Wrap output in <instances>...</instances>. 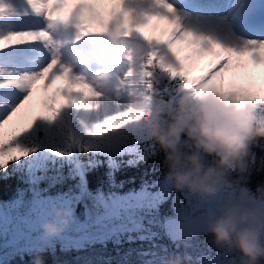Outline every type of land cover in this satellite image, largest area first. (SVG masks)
I'll use <instances>...</instances> for the list:
<instances>
[{
  "label": "snow or ice",
  "instance_id": "1",
  "mask_svg": "<svg viewBox=\"0 0 264 264\" xmlns=\"http://www.w3.org/2000/svg\"><path fill=\"white\" fill-rule=\"evenodd\" d=\"M150 17L166 22L161 36H149L140 30ZM193 19L199 22L201 17ZM244 22L252 26L249 17ZM113 28L133 43L126 56L127 68L123 72L106 69L107 77L101 84L81 70L93 60L77 45ZM186 51L188 54H182ZM203 54L213 56L207 72L189 79L194 58ZM245 55L255 63L264 61V38L241 36L238 43H227L186 27L170 0H115L107 16L97 12L93 0H0V130L25 108L38 81H45L44 89L58 78L67 82L44 102L27 126L7 142L0 140V170H7L33 151L20 138L30 131L42 132L37 121L51 123L64 114L75 116L90 137L111 133L126 134L133 140L143 138L140 121L154 94L162 90L173 98L189 90L198 96L216 93L225 102L264 107V95L226 83L227 73L240 67V58ZM76 84L80 87H73ZM224 87L231 90L222 91ZM57 95L66 102L58 104ZM116 119L123 120L126 127L119 131L108 128ZM151 144L146 138L143 144L128 147L127 151L144 159ZM139 147L145 152H139ZM228 252H218L212 264H232L227 260Z\"/></svg>",
  "mask_w": 264,
  "mask_h": 264
},
{
  "label": "trees",
  "instance_id": "2",
  "mask_svg": "<svg viewBox=\"0 0 264 264\" xmlns=\"http://www.w3.org/2000/svg\"><path fill=\"white\" fill-rule=\"evenodd\" d=\"M154 96L158 106H168L169 95L166 90ZM37 125L43 130L42 124ZM80 129L73 122L72 127L65 130L64 141L47 144L43 148L41 145L46 138V141L53 140L45 135L44 130L31 135L25 133L20 140L29 142L22 141L33 151L28 156H22L19 163L10 164L7 170H0V205L17 197L15 190L21 187L26 188L31 199L47 193L55 198L63 194L69 197V201L76 199L77 204L84 203L86 206L83 212L75 210L76 219H71L69 226L61 233L45 234L43 226L29 232L35 233L31 239L39 233L48 237L34 239L40 240L35 245L28 244L29 234L28 237L21 235L15 243L12 239H0V264H37V261H42V264H167L177 253L182 258L181 264H204L207 259L212 264L217 250H229L217 246L210 233H192L184 239L181 236L168 239L163 225L159 227L156 216L162 217L164 224L167 218L164 212L172 210L175 197L182 189H175L172 181L166 177L169 169L165 164V150L146 135L144 128L143 138L137 136L134 140H128L124 148L113 146L109 150H91L96 141L89 140ZM4 132L3 137L8 141L12 134ZM146 138L153 144L149 145L150 153L144 159H138L135 152L127 151L128 147L143 144ZM186 139L181 133V141ZM51 147L55 150L54 155ZM180 150L186 153L191 148L183 145ZM138 151L143 153L145 149L139 147ZM204 155L206 165L218 159ZM224 177L241 183L250 193L249 196L255 197V206H264V201L258 200L259 192L264 190V138H258L250 146L249 155L230 168ZM82 181L84 188L75 198L74 194L79 190L77 185ZM71 188L76 189L75 192L69 191ZM143 188L156 194H132L130 198L119 202L117 210L109 213L113 215L109 220L105 217V210L113 203L99 201L100 198L106 199L107 196L131 190L136 192ZM159 193L164 195L156 200ZM149 195L156 200L154 205L149 204L151 201L139 202L140 199L147 200ZM54 210L57 212L56 206ZM102 217L107 221L102 222ZM52 220L46 223L57 224ZM229 251L228 254H233L234 258L238 255L234 250ZM200 253L204 254V258ZM186 256L189 259H184ZM232 264H236L235 259Z\"/></svg>",
  "mask_w": 264,
  "mask_h": 264
},
{
  "label": "rangeland",
  "instance_id": "3",
  "mask_svg": "<svg viewBox=\"0 0 264 264\" xmlns=\"http://www.w3.org/2000/svg\"><path fill=\"white\" fill-rule=\"evenodd\" d=\"M205 1L209 4L212 2V0ZM93 2L96 3L97 12L105 16H107L111 8L115 6V0H93ZM238 3L239 4L236 8L242 10L249 11L256 9L258 12L264 10V0H238ZM174 7L176 8L177 14L182 18V21L186 27H192L196 30L210 33L216 38L222 39L227 43H238L239 37L243 35H240L229 28V21L226 15L221 14V16L217 18L204 16V22H197L193 19V17H197L201 15V13L199 15L196 13L189 14L175 5ZM165 27L166 22L161 21L158 17H150L149 23L141 26L140 30L144 31L146 35L159 37L164 32ZM113 31L119 33L121 36H125L124 34L118 32L116 28H113V30L108 34L90 36L86 39V41H82L77 45V47L82 48L83 55L86 54L89 59L93 60L90 68L91 72L94 73L95 71L102 69H111L114 72H123V70L127 68V55H121V53L125 51L126 47L131 48L133 42L129 39L131 43L129 45H125L120 40L112 41L110 36ZM162 38H166V34ZM182 54L188 53L186 51ZM64 59H68L67 55L64 56ZM211 60H213V56L211 54H203L194 58L193 66L188 73L189 79H194L198 76L204 75L209 68V61ZM240 60L241 66L235 67L227 73L226 83L236 86L240 85L243 88H247L253 92L264 95V61L255 63L251 61L249 55H245L244 57L240 58ZM79 67L80 66L77 65L78 70ZM44 83V80L37 82L34 87L33 97L26 104L25 108L13 116V118L4 125V128L0 130V140L7 142V140H5L3 137V135H5L4 131H8L13 135L17 131L22 130L23 127L27 126L28 121L32 118V116L38 114L41 111L44 102L46 100H50L51 96L56 94L58 88L67 86L66 79L62 78H58L56 81L52 82L47 89H44ZM73 87L79 88L80 85L76 84L73 85ZM178 98V95H175V98H173L172 95H169V101H171L172 105L175 104ZM61 102L66 101L62 95H57V103L59 104ZM76 119L77 118L73 115L64 114L58 117L56 121L51 123L37 121L36 125L38 123L42 124L45 135L48 138L53 139L46 141V138L45 141L42 142L43 144L41 147L43 148V146L47 144L53 145L60 140L64 141L66 137L65 130L71 128L73 122L76 123L78 127H81L76 122ZM36 125L33 127L35 128ZM121 127H126V125L124 124V121L120 119L113 120L108 125V128L117 131H119ZM81 129L83 130L82 127ZM101 131H104V129L102 128ZM34 132L35 131H30L26 134L31 135ZM82 132H84V130ZM105 134L106 135L103 137H87L91 141H96V143L92 145L93 147L91 150H98L97 148H107L109 150L113 146H122V148H124V145L129 143L128 140H132L130 137L126 138V134ZM20 141L21 143L26 142L24 139ZM54 151V148H52V155H54ZM77 186L79 188L77 192H75L76 189H69V191L74 190V195H76L75 198L79 196L78 193L82 192L81 189L84 188V181H82L81 184ZM20 188L15 190L17 197L9 199L8 202L4 201L2 202V205H0V239H12L13 243H15L16 239H19L21 235L26 237L32 230L43 226V224L48 220L51 221V218H53L52 221H55L57 224L62 223L63 219L69 216L70 221H72L71 219H76V216H74L77 215L74 214L75 210L76 212L79 211L78 213H80L86 209L84 203L77 204L78 200L76 199L69 201V197L67 195L65 197V195L61 194L57 195L58 198H55L52 196V194L47 193L43 195L41 194L40 197L31 199V195L26 193V188ZM137 192L144 196H146L145 194L147 193L156 194L148 189L143 188L136 192L131 190L123 194L118 193L119 195L116 196H107L108 198L106 199L102 197L99 199V201L106 200V203H113L111 206H108V210H105V217L109 220L113 216L109 215V213H112L113 210L118 209L117 207L120 204L119 202H121L122 199L130 198L132 194ZM127 194H130V196H127ZM249 194L250 193L245 190L241 183H237L236 181L227 179L225 177L222 178V183L218 186L217 192L210 196L201 197L197 194L190 193L186 188H184L180 191V194H177V197H175V203L173 204L172 210L164 212V217H167L165 218L166 220L164 221V224H162V217L160 219V217L156 216V221L159 223V227L162 225L165 226V228L163 226L162 228L167 234L168 239H178L176 236H181L182 239H184L189 237L188 235L192 233L208 234L210 232L207 229L209 219V212L207 209L212 211V218L214 219L215 215L219 214L227 207L232 205H236L238 207L255 206L256 199L254 196H249ZM163 195L164 193H159L156 200L160 199ZM156 200H154V198L149 195L147 200L140 199L139 202L148 203L151 201L149 204L154 205V201ZM258 200L261 201L260 199ZM9 202L10 204H8ZM105 205L107 206V204ZM55 206L57 212L54 210ZM213 209L215 210L213 211ZM107 219L103 217L100 218L102 222H106ZM44 233H39L32 239L31 237L35 233L29 234V237L27 236L28 239H30L27 240L28 244L35 245L38 241L40 242V240L37 241L34 239H42V237L45 235ZM45 238H48L47 235L44 236V239ZM211 239H214L213 235L211 236ZM218 252H221V250H217L215 252V257L217 256ZM199 255H203L204 258L203 253H200ZM233 259V254H230V256L227 258V260L231 262ZM204 264L211 263L207 259V262Z\"/></svg>",
  "mask_w": 264,
  "mask_h": 264
},
{
  "label": "clouds",
  "instance_id": "4",
  "mask_svg": "<svg viewBox=\"0 0 264 264\" xmlns=\"http://www.w3.org/2000/svg\"><path fill=\"white\" fill-rule=\"evenodd\" d=\"M110 39L125 45L131 41L113 31ZM130 48L121 55H127ZM86 56V54H85ZM91 64L81 69L90 79L103 84L106 69L90 71ZM224 87L222 91H230ZM175 106L160 107L152 97L146 106V114L140 123L146 135L165 150L166 177L175 189L186 188L201 197L217 192L222 178L230 168L249 155L250 146L258 138H264V107L252 103L225 102L220 95L209 93L198 96L182 90ZM167 113V115H165ZM181 133L186 140L181 141ZM187 145L190 152L182 153ZM218 157L211 164L205 163V155ZM258 199L264 201V190ZM209 214L207 229L219 247L234 250L236 264H264V206L232 205L215 215ZM70 216L60 224L45 223V234L61 233L69 226ZM184 259H189L185 257ZM180 255L174 254L167 264H181ZM42 264V261H37Z\"/></svg>",
  "mask_w": 264,
  "mask_h": 264
},
{
  "label": "bare ground",
  "instance_id": "5",
  "mask_svg": "<svg viewBox=\"0 0 264 264\" xmlns=\"http://www.w3.org/2000/svg\"><path fill=\"white\" fill-rule=\"evenodd\" d=\"M201 2V1H200ZM202 2H206L205 0H202ZM240 2V1H239ZM206 4H209V3H206ZM239 3H238V0H231V4H230V6H228V8H226V12H229V14H230V16L228 17V21H229V28L231 29V30H233V31H238V32H240V33H242L243 32V30L242 29H240V28H236L235 27V24H234V21H233V19H232V17H231V14L233 13V11H234V9L237 7V5H238ZM220 13V11L218 10V12H216L215 14H207V15H199L198 17H201V22H204L205 20V17L204 16H208V17H215V18H217V17H219V16H221V13ZM196 21V20H195ZM227 21V20H226ZM224 24V23H223ZM227 27V26H226ZM228 29V28H227ZM246 30H245V28H244V32H245ZM108 34V33H107ZM235 34V33H234ZM100 36V35H99Z\"/></svg>",
  "mask_w": 264,
  "mask_h": 264
},
{
  "label": "water",
  "instance_id": "6",
  "mask_svg": "<svg viewBox=\"0 0 264 264\" xmlns=\"http://www.w3.org/2000/svg\"><path fill=\"white\" fill-rule=\"evenodd\" d=\"M210 213H211V211H210Z\"/></svg>",
  "mask_w": 264,
  "mask_h": 264
}]
</instances>
